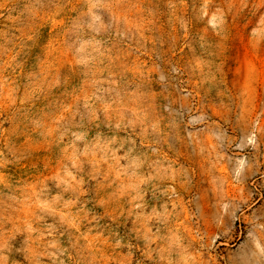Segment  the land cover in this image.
Wrapping results in <instances>:
<instances>
[{"label": "rangeland", "instance_id": "obj_1", "mask_svg": "<svg viewBox=\"0 0 264 264\" xmlns=\"http://www.w3.org/2000/svg\"><path fill=\"white\" fill-rule=\"evenodd\" d=\"M0 264H264V0H0Z\"/></svg>", "mask_w": 264, "mask_h": 264}]
</instances>
